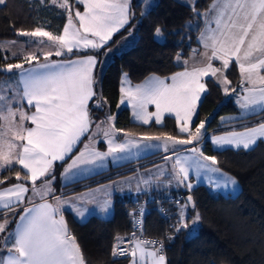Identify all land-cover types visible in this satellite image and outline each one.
<instances>
[{"label":"snow or ice","instance_id":"snow-or-ice-1","mask_svg":"<svg viewBox=\"0 0 264 264\" xmlns=\"http://www.w3.org/2000/svg\"><path fill=\"white\" fill-rule=\"evenodd\" d=\"M43 2V0H42ZM55 4L57 0H52ZM85 5L84 12L75 11L77 21H73L71 6L68 0H63L59 7L68 12L67 24L61 35H53L40 27L32 31L16 30L18 35L41 38L37 43H44L47 38L57 47L55 55L61 56L64 51L72 53L73 49H101L125 25L129 24L135 13L131 10V0H77ZM148 4V0H143ZM7 0H0V6L6 5ZM194 13L203 18L205 27L200 31L198 39L202 42L204 51L192 49L190 58L191 70L188 61H184L185 70L173 74L170 78L161 79L157 76L149 77L142 85L135 88H122L121 103L125 99L132 102L136 109L137 118L148 123L150 117L155 116L160 123L165 112L175 113L178 120L184 123L180 126L182 133H187L189 139H177L172 136H145L148 141H161L153 147H163L168 151L169 142L173 145H188L197 141L202 136V129L206 121H200L195 132L190 130L192 118L201 100V94L207 91L206 84L201 81L205 77L217 78L225 85L231 81L223 76L234 60L239 68L242 83L250 85L244 91L247 93L242 99L241 107L249 112H255L259 106L264 111V0H212L209 8L204 12H197L191 4ZM144 13H142L143 15ZM78 24V26H77ZM157 37L163 36V29L157 26L154 30ZM91 37V38H90ZM15 43V41L11 42ZM3 44L0 43V47ZM16 55V53H13ZM53 55L52 52L45 56ZM25 60L31 64L38 57L34 54L25 55ZM177 59H180L179 54ZM222 61L221 68L213 67V60ZM97 57L88 55L82 59L66 62H52L38 64L36 67L24 69L23 64H7L2 70L11 73L13 69H23L18 81H0V171L6 170L14 164L22 165L28 175L21 178L16 174L17 180H31V191L40 195L41 199L54 192L52 182L55 180L54 162L65 161L66 157L81 138L88 135L91 140L96 133H90L93 124L89 116L88 102L97 95L94 90V69ZM218 73L221 75L218 76ZM123 83H128L127 74H124ZM171 83H168V80ZM235 91V89H232ZM34 107L35 111L29 114L23 110V104ZM19 105L14 108L13 105ZM154 104L156 111L147 113L146 106ZM96 107L103 104L98 99ZM17 117L19 118L17 120ZM107 129L96 128L103 132L108 141V151L99 152L88 144L76 156H71V163L67 165L62 177L71 181L81 171L82 166L96 165L107 156L119 158L117 154L128 149L129 145L136 143L132 134H126L124 143L115 142L114 117L108 116ZM25 121H30L33 127H26ZM103 123V122H101ZM213 142L218 147L233 145L249 149L259 139H264V122L256 127L246 128L244 132H233L225 136L213 137ZM138 146V145H137ZM197 153L195 157L175 155L172 165L173 171L169 173L179 184H184L189 190L193 184L189 180L190 170L195 166L197 173L201 168H210L213 172H221L217 157L204 156L198 149H191ZM165 159H170L166 157ZM192 161V163H189ZM206 162H211L208 164ZM222 175L227 176L226 173ZM43 178V179H42ZM37 180H42L37 187ZM3 183V181H0ZM238 182L234 177H228L223 185L217 187L235 186ZM30 191L24 183H17L0 191V209H5V219L0 222V264H87L83 251L70 233L67 223L61 215L62 201L55 197L56 204L44 202L25 208L20 215L15 229L7 232L10 221L7 212L14 211V203L23 202L25 194ZM188 202L195 208V201L188 196ZM187 204L181 205V220L175 232L188 228L184 219V209ZM107 211V208H104ZM59 216V219L57 218ZM200 219L197 212L193 224ZM143 210L137 227L142 230ZM174 236H167L169 241ZM125 237H114L112 256H131V264H168L162 239L145 240L132 233V238L127 240L129 247H123ZM158 245V247H157ZM151 246V247H149Z\"/></svg>","mask_w":264,"mask_h":264},{"label":"trees","instance_id":"trees-1","mask_svg":"<svg viewBox=\"0 0 264 264\" xmlns=\"http://www.w3.org/2000/svg\"><path fill=\"white\" fill-rule=\"evenodd\" d=\"M212 0H197L194 4L197 12L208 9ZM71 8L77 6L75 0H69ZM135 16L130 19L120 31L115 33L110 42L101 49H86L65 54L70 58L86 54H94L98 58L104 54L108 46H112L123 35L134 28L137 33L135 43L113 56L106 66L99 88L95 89L97 95L89 103L90 115L104 118L106 112L114 113L115 126L120 131L119 138L126 134L134 137L145 136H180L176 127L175 118L165 116L163 123L136 122L131 119L128 107L118 109L121 77L126 73L133 83H137L149 74L169 76L180 71L184 66L179 63L177 55H185L198 45V27L187 24L188 21L201 20L191 5L179 0H157L156 5L149 11L143 12L140 3L133 2ZM142 13H144L142 15ZM66 9L51 5L48 0H7L6 5L0 6V37L17 38L21 35L16 30L32 31L37 27L49 29L60 34L67 21ZM157 26L163 29V36L157 38L154 30ZM180 51H183L181 54ZM53 57V56H52ZM39 56L31 64L43 61ZM21 61L0 50V81L7 76L2 66L8 63ZM23 66L30 65L22 62ZM226 75L231 81V88L238 93L241 90L242 77L236 62H232L226 69ZM207 92L199 105L198 116L195 123L210 119L206 130L214 129L215 133L230 129H241L264 121V111L235 120L221 121V117L236 113L238 108L234 98L225 99L222 87L214 79H206ZM98 97L103 107L94 105ZM235 125V126H230ZM205 154L217 157V166L235 177L241 189L236 195H223L214 193L206 184H198L182 189L175 197L169 195L157 196L149 199L148 211L145 216V233L156 236L164 241L168 264H264V141L259 140L250 148L215 149L208 135L201 142ZM100 149L106 146L101 140ZM79 147L75 150L78 151ZM156 152L153 155H157ZM65 161L54 164V175L58 183L59 177L70 157ZM129 161L116 167H111L95 176L72 182L64 187L89 181L112 169H125L120 175L132 171L137 162L148 158ZM160 160V159H159ZM158 159L149 164L159 161ZM21 178L28 173L18 164L0 172V188L14 183L22 182L31 185V180H17L16 174ZM43 179V178H42ZM42 180H37L40 183ZM91 182L90 184H94ZM77 187L75 189H80ZM192 196L196 214L200 215L196 232L189 234L188 228L175 232L179 226L176 200H187ZM142 199V198H141ZM131 198L117 199L114 214L109 218L92 216L84 222L77 221L68 211L63 210L62 215L67 223L70 233L76 238L83 251L87 264H129L130 256L113 257L112 249L117 235L127 237L134 232V205ZM182 200V201H183ZM190 203V202H188ZM191 204V203H190ZM21 211L10 214L11 226L17 220ZM174 236L171 241L167 236Z\"/></svg>","mask_w":264,"mask_h":264},{"label":"crops","instance_id":"crops-1","mask_svg":"<svg viewBox=\"0 0 264 264\" xmlns=\"http://www.w3.org/2000/svg\"><path fill=\"white\" fill-rule=\"evenodd\" d=\"M50 1L52 2V0H48L49 3H50ZM179 1L186 3V4H189L190 2H194V4H195L197 0H179ZM133 2L140 3L143 12H147V11L151 10L156 5L157 0H148V4H145L143 2V0H131V10L132 11H133ZM75 3H77V6H73L71 8L72 17H73L74 22L77 21V18L75 17V11L78 9L80 12H84V10H85V5L78 3L77 0H75ZM211 3H212V1H211ZM196 22H198L196 26L199 28L197 41H198V44L201 47V49H204L203 44L198 39V37L200 35V31L203 30L205 27V22H204V20L202 22H199L198 19H196ZM196 22L194 24H196ZM66 24H67V21H66L65 25ZM65 25H64V27H65ZM77 26H78V24H77ZM196 26H194V27H196ZM64 27H63V29H64ZM47 30L50 31L49 29H47ZM62 33H63V30L60 34H57V35H61ZM136 39H137V33H136L134 28H131V30L129 32H127L125 35H123L120 39H118L115 44H113L112 46H108L106 48L104 54H102L100 56V58H98L96 56L97 57V65H96V68L94 69V73H93L94 78H95L94 85H98V86L100 85L103 72H104L106 66L108 65V63L113 58V56L115 54L120 53L121 51L131 47L135 43ZM64 55L65 54H63L61 56H57V55L53 54V55L48 56V57L41 55L42 57H44L43 61L24 66V69L36 67L37 71H43L42 69L38 68V64H43L45 62H47V63L66 62V61H71V60H76V59H82L88 55H94V54H86V55H80V56H75V57H70V58H65V57H63ZM232 62H235V61L233 60ZM188 69L191 70V67H188ZM184 70H185V67L182 70L177 71L176 73L183 72ZM22 71H23V69H17V72H16L17 80L20 79V73ZM261 74L263 75L264 71H262ZM172 75L165 76V77L170 78ZM152 76H157V77H160L161 79L165 78L164 76H159L157 74L152 73V74L147 75L144 79H142L141 81H139L137 83H133L130 79H129V82L126 84L121 81L123 86L121 85V82H120L118 106L121 103V97H122L121 89L122 88L129 87V88L134 89L136 85L144 84L148 80V78L152 77ZM208 78H211V77H205L201 82H204V80L208 79ZM167 82L171 83V80L169 79ZM95 88H96V86H95ZM202 95H203V93L201 94V97H202ZM89 102H88V104H89ZM120 106L129 108L130 113H131V119L133 121L143 122V120L137 118V116L135 114L133 115L132 103L127 104V102L124 101V103H121ZM13 107L17 108V107H19V105L14 104ZM257 107H258V109L255 112L250 113L249 115L256 114V113L260 112L259 106H257ZM152 109H154V108L152 107ZM23 110L25 112H28L29 114H31V112L35 111L34 107L27 105L26 102L23 104ZM249 115H246V116H249ZM246 116H244V117H246ZM242 117L243 116H241L240 118H242ZM18 119L19 118L17 117V120ZM235 119H239V118H229V119H225V120H235ZM257 125H258V123L255 125L249 126V127L241 128V129L225 130L223 132H219L220 133L219 135H218V133L214 132V129H211L208 131L206 130L198 142H200L204 136L208 135V137L210 138L211 144L215 149L221 150V149H225V148H234V149L243 148L242 146L241 147H235L233 145H226L224 147H218L217 145L214 144L212 138L218 137V136H225V135H228V134L233 133V132H237V133L244 132L246 130V128L256 127ZM25 126L26 127H33L34 125H32L30 121H25ZM230 126H235V125H230ZM119 134H120L119 130L115 132V142L116 143H124L126 141V136H124L121 139V138H119ZM135 138H136L135 144L129 145L128 149H126L122 153L117 154L119 156V158H115L114 156H107L102 162H98L96 165L82 166L80 173L71 181L65 180L62 177V175H60L58 185L55 188H53L54 192L50 193L44 199H41L40 195H35L32 193V191H31L32 184L31 185L25 184V186L28 187L30 189V191L27 194H25V198H24L23 202L14 203L12 205V207L15 209L14 211L7 212V219L10 221V223L8 224V227L11 228L12 230L15 229L17 223L19 222V217H20V215H22L24 213L25 208H31V207H33V205H38V204L44 203V202L52 203L55 205L56 204L55 197H59L62 201H70L71 205L74 206V207H70L68 203L61 204V215L63 214L62 211L66 210L79 222H84L92 216H97V217L104 218V219L111 217L114 214L115 202L117 199H123V198L133 199L135 196H138L139 198H142V199H144V198L154 199V197L163 196V195H169L170 198L175 197L178 193L179 187H176L175 189H170L171 190L170 193L164 192L163 190H165V189L156 190V188H155V186L162 183V180L160 178L168 177L167 176V170H165L163 168L165 167L164 166L165 162H166L165 158L167 157V154H169L171 151H164V148L162 146L161 147H153L152 146L155 144H161V141H148V140H145L144 137H135ZM102 140L106 146L104 149H100L98 147L99 141L97 143L96 142H90L89 140H87V135H85L81 138V142L76 145V147L73 149V152L71 154H69V156L70 155H72V156L78 155L79 152L84 149L85 144H88L90 148L94 147L99 152H107L108 147H109L108 141L106 138H104L103 135H102ZM259 140L264 141V139H259ZM190 145H192V144H190ZM254 146H252V147H254ZM78 147H79L78 151H75ZM252 147H250V148H252ZM179 149H181V148H179ZM156 152H158V154L153 155ZM146 156H149V157L146 159H143L142 161L137 162L133 166L129 167V169L132 168V171H130L128 173L120 175V173L122 171H124L125 169H112V170H110V171H108L102 175H99L98 177H95L94 179H91L89 181H85L83 183L76 184V185L71 186V187H64L67 184H70L72 182H76V181L88 178L90 176H95V175H97L103 171H107L111 167H116V166H119L123 163L133 161V160H138V159L146 157ZM156 159H158V160L160 159V160L155 162V163L149 164L150 162H152ZM56 162H54V163H56ZM69 163H71V159L65 165L64 169L67 167V165ZM20 166L23 168L22 165H20ZM64 169L62 170V173L64 172ZM25 171L27 172V170H25ZM91 182H95V183L90 184ZM18 183H22V182H18ZM15 184H17V183L1 187L0 191H3L4 189H7V188H9ZM36 185H39V183H36ZM82 186H84V187L80 188V189H75L77 187H82ZM183 198L184 197H182L181 200L175 201V203L178 205V209H177L178 221L181 220L180 213H181V205H182L181 202H182ZM105 207L107 208V211H104ZM5 211H7V210L0 209V222H2L5 219V215H4ZM19 211H21L20 215L18 216L17 220L11 226L12 217L10 216V214H12L14 212H19ZM57 218L59 219V216ZM149 247H151V246H149ZM6 254H7L6 252L0 253V255H6ZM131 261H132V258L130 256L129 264H131Z\"/></svg>","mask_w":264,"mask_h":264},{"label":"rangeland","instance_id":"rangeland-1","mask_svg":"<svg viewBox=\"0 0 264 264\" xmlns=\"http://www.w3.org/2000/svg\"><path fill=\"white\" fill-rule=\"evenodd\" d=\"M62 2H63V0H57V2L54 4L53 2L50 1V4L51 5H56V6L59 7V4L62 3ZM68 3H69V0H68ZM189 4L190 5L194 4V2H190ZM202 21H203V18H201V20H199V22H202ZM195 22L196 21L190 20V21L187 22V24L192 26V27H194L198 23V22H196V24H194ZM40 28L42 30H44V31L52 33L53 35H57V34L53 33L52 31H48L47 29H45L43 27H40ZM157 38H159V37H157ZM39 39H41V38L27 37V36H22V35L20 37H17V38H3V37H0V43L3 44V46L0 47V50L3 51L4 53H6L7 55H9L10 57H13V58H17L18 57V58L21 59V61H17L15 63H8V64H22V62H27L25 60V58H24L25 55H27V54H34L37 57H39L41 55L45 56V53H48V52H52L53 54H55V52L57 51V47L54 44H52L51 42H48L46 37L43 38L44 43H37V41ZM13 41H15L14 44L11 43ZM192 49H197L198 51H201V52L204 51V49H201L199 44L196 47L192 48ZM192 49L189 50L188 54L181 55V57L179 59V63H181L184 67H186L185 64H184V61H188L189 63H188L187 66L191 67L192 61H191L190 58L193 56ZM81 50H86V49H73L72 52L81 51ZM13 53H16V55H13ZM64 54H69V53L64 51ZM212 64H213V67L221 68L222 61L214 59L212 61ZM6 65L2 66V69ZM16 72H17V69H13L12 72L11 73H7V76L5 78H3L1 81H18L17 78H16ZM222 72H223V76H225L229 80V78L226 75V70L222 69ZM124 74L121 77V81L122 82L125 79ZM220 75L221 74L218 73V76H220ZM211 78L214 79L217 83H219V85L222 87V90L224 92L225 85L223 83H221L219 80H217V78H214V77H211ZM126 79L129 82L128 75H127ZM122 82H121V85L123 86ZM202 83L206 84V79ZM95 86H96L97 89L99 88L98 85H94V88H95ZM227 87L229 89V92L227 94L224 92L225 93V99H227L228 97L232 96L234 98V103L236 104V106L238 108V111L236 113H231V114L224 115L223 117H221V121H224L225 119H229V118H240L241 116L244 117V116L249 115L250 113H252V112H249L248 110H246V109L241 107L242 99H243V97L245 95H247V93L244 91V89L246 87H250V85H247L245 83H241V90L238 93L236 91H232L231 84L227 85ZM124 88L128 89L129 87H124ZM204 95H205V93H203V95L201 97V100L198 103V106L196 108V113L193 116L192 123L190 125V130L192 132H195V128H196L197 125H199L200 121H206L205 128L202 129V136H203V134L206 131L207 122H208V120L211 117V116H209L208 118L200 120L197 123H195L196 120H197V116H198L199 105L202 102V100L204 98ZM97 100H98V97H96L95 100H94V105L95 106H96V101ZM125 101L127 102V104L132 103L131 101H129L127 99H125ZM120 105H121V103H120ZM120 105L118 106V109L122 108V106H120ZM152 107L154 109H152ZM132 109H133V115H134L136 113V109H134V108H132ZM257 109H258V107H256V110ZM145 111H147L148 113H154L156 111L155 105L154 104H148L146 106V110ZM89 114H90V111H89ZM89 116H90L91 120L93 121V124H92V126L90 128V133H96V134L92 137L91 140L89 139V137L87 135V140H89L90 142H96V143L98 141L100 142L102 140L103 132L99 131L96 128V125L99 124L100 125V129H107L109 127V121L106 119V117L113 116L115 118L116 112L110 113L108 111V112H106V115H105L104 118H99V119L97 117H93L91 115H89ZM165 116H172V117L175 118L177 130L182 134L180 136H172V137H175L178 140L179 139H189L190 138L187 133H182L180 131V126L184 122L181 121V120H178V118L176 117L175 113L165 112L163 114L162 118H161V122L160 123H163ZM151 121L156 122L155 116L150 117L149 120H148V123H150ZM101 122H103V123H101ZM142 123H144V122H142ZM114 127L117 130V128L115 126V119H114ZM219 134L220 133H218V135ZM204 138H205V136L202 138V140ZM202 140L200 142H198L199 140L193 141L192 145H190V144H188V145H179V144L173 145L171 142H169L168 151H171V152L169 154H167V157H170V159H166V162H165V165H164L165 167L163 168V169L167 170V176L168 177L160 178L162 180V183L157 185V186H155L156 190L165 189V190H163L164 192L170 193L171 192L170 189H175L176 187H179L178 188V193H179L180 190L187 188L184 184H179L177 182V180L174 179V177L172 175H170L169 173H171L173 171L172 165H173L174 160H175V155H180V156H185V157H188V156L195 157L197 155V153H192L191 149L196 148V149H198V152H202L204 156H210V155H207V154L204 153L203 144L201 143ZM179 148H181V149H179ZM174 153H175V155H174ZM57 162H60V161H57ZM189 163H192V161H189ZM206 163L211 164V162H206ZM215 167H218V166L215 165ZM222 173H226L227 176L222 175ZM228 177H233V176L230 175L229 173H227L226 171L222 170V169H221V172H213V171H211L210 168H207V169L206 168H201L199 170V174H198L197 173V169L195 168V166H193V168L190 170L189 180L193 184V187L198 185V184L203 183V184L208 185L211 188V190L214 193H216V194L221 193L223 195H236V193H238L239 190L241 189V186H240V183L238 182V180L235 177L234 178L238 182L235 186H232V185H229V187H223V186L217 187L216 186V185H223L225 183V181L228 179ZM41 183H42V181L39 183V185H36V186L40 187ZM57 185H58V183L56 182V178H55V180L52 182V188H55ZM181 204L182 205L187 204V207L183 210L184 211V219L187 221V218H188L189 214L191 215L189 234L192 235V234H194L196 232V228H197V225H198V221H196V223L193 224V219L195 218L196 213L193 210H191V211L189 210V208H191L192 205L190 203H188V200H183L181 202ZM187 223H188V221H187ZM6 231L7 232H11L13 230L7 226V230ZM3 235L4 234H0V237H2Z\"/></svg>","mask_w":264,"mask_h":264},{"label":"built area","instance_id":"built-area-1","mask_svg":"<svg viewBox=\"0 0 264 264\" xmlns=\"http://www.w3.org/2000/svg\"><path fill=\"white\" fill-rule=\"evenodd\" d=\"M132 203L134 205V232L136 233L137 237L145 239V240H155V239H159L156 236H152L149 234L145 233V216L146 213L148 211V203H149V199L144 198L141 199L138 196H135L132 200ZM141 209L143 210V225H142V230L140 228L137 227V222L140 219V211ZM133 232V233H134ZM125 243L122 245L123 247H129L127 240H130L132 238V235L125 237ZM158 247V245H157ZM122 257V256H119Z\"/></svg>","mask_w":264,"mask_h":264},{"label":"water","instance_id":"water-1","mask_svg":"<svg viewBox=\"0 0 264 264\" xmlns=\"http://www.w3.org/2000/svg\"><path fill=\"white\" fill-rule=\"evenodd\" d=\"M180 53L182 54V53H183V51H180Z\"/></svg>","mask_w":264,"mask_h":264}]
</instances>
